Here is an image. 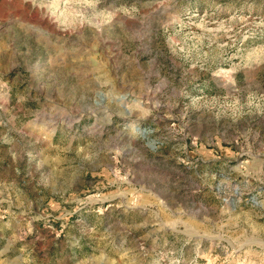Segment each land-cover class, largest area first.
Here are the masks:
<instances>
[{"label": "rangeland", "instance_id": "obj_1", "mask_svg": "<svg viewBox=\"0 0 264 264\" xmlns=\"http://www.w3.org/2000/svg\"><path fill=\"white\" fill-rule=\"evenodd\" d=\"M0 264H264V0H0Z\"/></svg>", "mask_w": 264, "mask_h": 264}]
</instances>
